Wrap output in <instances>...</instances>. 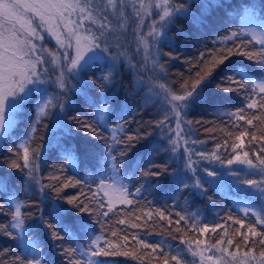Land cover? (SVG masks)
I'll return each instance as SVG.
<instances>
[{
    "label": "snow or ice",
    "instance_id": "1",
    "mask_svg": "<svg viewBox=\"0 0 264 264\" xmlns=\"http://www.w3.org/2000/svg\"><path fill=\"white\" fill-rule=\"evenodd\" d=\"M128 11L129 0H0V237L15 245L0 249V257H5L0 264H113L108 258L133 255L124 250L130 236L127 221L119 218L123 206L138 208L141 215L136 219L148 227L166 222L156 233L166 236L160 241L147 239L154 234L148 227L144 235L131 234L142 250L136 258L143 264L153 259L157 264H197L196 257L199 264H264V0L259 7L254 0H131V14L140 29L133 32L138 47L132 57L109 40L116 32L114 21L125 20ZM181 18L191 24L187 31L180 29L178 38L204 43L203 37H211V44L221 47L205 45L197 63L206 70L196 71L179 90L141 80L142 72L131 60L142 47L147 64L150 43L176 44L168 32ZM50 41L55 42L51 48ZM229 42L231 46L223 47ZM206 52L215 53L210 61ZM126 64L129 73L137 72V94L148 89L141 106L153 96L163 105L154 128L164 141H149L150 148L141 142L153 135L145 131L152 123L137 124L133 131L127 93L124 103L112 94L114 89L118 94L116 78ZM155 67L153 60L154 74ZM209 86L215 94L206 91ZM70 93L82 96L87 109L74 108ZM37 95L35 119L22 135H14L17 115L31 110ZM237 99L239 106L233 103L231 110H221L227 108L225 101ZM199 105L215 107L227 118V136L212 151L206 150V142L191 139L192 121L185 119ZM46 117L55 120L63 138L37 144L38 130L49 127L43 123ZM138 146L145 155L136 159ZM47 149H55L53 158L58 152L62 162L54 167L60 175L44 184L39 173ZM160 151L169 154L171 163L153 158ZM81 166L94 175L85 181L74 176L61 179L66 170L77 173ZM162 177L174 184L168 193L171 206L152 208V201H147L140 207L143 193L152 190L154 195ZM88 181L95 184L94 192L89 188L91 196L61 195L65 188ZM226 185L228 192L242 197L236 202L242 216H227L239 226L233 232L239 239L221 236L206 244L180 238L175 246L169 243L167 237L177 240L172 232L180 233L186 226L199 236L221 227L205 223L188 208L196 197L215 206L214 196ZM132 211L129 208V214Z\"/></svg>",
    "mask_w": 264,
    "mask_h": 264
},
{
    "label": "trees",
    "instance_id": "2",
    "mask_svg": "<svg viewBox=\"0 0 264 264\" xmlns=\"http://www.w3.org/2000/svg\"><path fill=\"white\" fill-rule=\"evenodd\" d=\"M230 2L239 3L240 0H230ZM254 2L259 7L260 0H254ZM192 10L194 12L196 11L195 8H193ZM121 24H124L125 27L121 28ZM190 24V21L181 18L180 22H178L177 25L168 32V36L171 39L177 41L176 44L172 46L161 44L152 45L150 43L149 49L152 53V56L149 57L147 64L143 63L144 52L143 48L141 47L139 55H137L135 59L131 60V63L136 65L137 68H139L142 72V75L140 76L141 80L145 82L149 80H156L157 83H163L166 87H171L175 90H179L180 85L184 81L191 80L195 77L196 71L205 69L204 65L197 63L199 52L206 51L205 45H207L208 48H216L221 46L212 45L211 37H203L202 39L204 43H200L193 39H187L184 37L178 38L177 34L180 29L183 28L185 29V31H187ZM237 25L238 20L237 24L234 26ZM114 26L116 27V32L114 33V35L109 37L110 42L113 44L114 48L117 47V43L121 45L122 47H119L117 50L121 52L128 51L129 57H132L138 47L136 42L137 38L133 35V32L137 31L138 26L136 23H134V16L131 14V0H129V11L128 13H126V19L120 22L114 21ZM220 35L222 36L224 35V33L221 32ZM228 46H231L230 42L226 45H223V47ZM169 53H171V55H169ZM206 54L209 61L211 60V57L215 55L214 52H206ZM239 59L241 58H234V60ZM153 60L156 61L155 74L153 71ZM161 65L163 66L162 70L160 67ZM207 67H211L210 62L208 63ZM157 76H166V79L157 80ZM136 77L137 72L133 70L131 73H129L126 64L125 67L120 70V75L116 78V82L119 85L118 94L116 89L113 90L112 94L117 96L119 102L124 103V97L127 93L128 99L126 101V105L128 111L131 113V115L129 116V120L134 121L129 125V127L133 131L136 129L137 124H145L147 122L152 123L153 127H148L145 129V131L152 132L153 135L149 137L148 140L141 142V144H145L150 148L151 144L149 143V141H164V136L161 134V132L154 128L155 121L157 119H161L163 116L162 112L160 116L156 115V113L161 110L163 105L157 102V98L153 96V98L147 100L146 103L141 106V100L148 94V89L145 87L142 91L139 92V94H137V88L139 87V85L137 83ZM73 83H75V81H73ZM206 91L215 94V89L212 86H209ZM70 96L74 108H80L83 105L84 109H87L86 104L83 103L82 96H80L79 94L72 95L71 93ZM162 99L163 97L161 96L160 100ZM224 103L225 105H227V108L221 106L222 111L231 110L233 103L239 106L240 101L237 99L235 101H225ZM185 119L192 121V124L190 125L192 132L191 139H199L200 141L206 142L205 147L207 151H212L216 143L222 144L224 138L227 136L228 129L225 128L227 118L217 114L215 107H212L210 105L193 106L189 110V113L185 117ZM20 121H22V119L19 118V121L17 119L16 126L13 129L14 135L18 134L22 127L19 123ZM198 121L199 123H197ZM43 123L48 124L49 127L47 129L40 128L38 130V133L35 136V143H46L50 138H63L62 129L56 127V122L53 118L46 117L44 118ZM80 135L82 136L83 133H81ZM41 136L44 137L43 141L40 140ZM75 140L76 138L73 137L72 142L75 143ZM229 143H231V139H229ZM244 150L247 151L249 149L248 147H246ZM54 151L55 149H47L45 158L41 163L39 173L41 183H51L52 181L50 180V177L52 175H60L58 171H54V167L58 168L62 161L59 158L58 152H56V158H53L52 153ZM221 151H223V149H221ZM228 151L230 152V149ZM141 155H145V149L138 146L136 159H139ZM225 155H227V153H225ZM153 158L157 162H163L165 159H168V162L171 163L169 154L163 151L153 153ZM216 167H219V165H216ZM92 175H94L92 169L85 171L83 166H81L77 170V173H74L71 169L66 170L61 176V179H65L68 176H74V179L85 181ZM19 183V180H17L16 184L19 185ZM158 185L159 187L155 189L154 195L151 194L152 190L143 193L140 207L143 208L147 201H152V205L150 206L152 208H163L166 204L171 206L172 201L168 198V193L171 191V188L174 187V184L171 182L170 178L162 177L158 181ZM94 186L95 184H92L90 181H88L87 183H82L81 185H78L76 187L65 188L61 195L78 196L80 199H84V195H92V193L89 191V188H91L94 192ZM82 192L84 193V195H81ZM221 194L224 195L223 198H221ZM221 194L217 193L214 196L215 206H213V204L210 203L206 198L196 197L194 200H192V203L188 208L189 211L198 212L199 215L203 218V221L205 223H208L209 225L219 223L221 227L218 228L215 233L209 231V233L204 234L203 236H199L196 233L189 232L186 226L185 230L180 233L173 231L172 235L176 236L177 240L174 241L170 237H167L168 242L172 243L175 246L177 243H179V239L183 238L184 240L191 239L193 241H195L196 239H201L206 244H211L214 243L216 239H220L221 236H223L225 239L231 238L234 241L238 240L239 237L234 236L233 232L235 231V228L239 226L234 225L231 220H227V216L229 215V212L233 217L242 216V213L236 207V202L241 200L242 197L237 196L234 190L232 192H228L227 185L221 190ZM32 199L36 200L37 202L40 201L39 196H34L32 197ZM46 203L47 202L39 204L40 209H44ZM59 203L65 204L66 207H71L70 205H66V202L64 200H60ZM181 207H183V201H181ZM123 208L124 210L119 214V218L125 219L127 221L129 227L126 228V231L130 236V246L124 250L133 253V255H121L110 257L108 259L113 260V264H143V259L136 258L137 256H142V250L139 248V246L134 245V243L131 241V234L134 232H138L140 235H144V230L148 226L143 223V219H136L137 216L141 215L138 208H136L135 206H123ZM129 208L133 209L131 214H129ZM145 210L147 209L145 208ZM153 218L155 219V217ZM173 219H175V217ZM133 223H138L141 225V227L139 229H133L130 227V225H132ZM162 223L166 222L157 221L156 224L148 227V230L152 231L154 234L150 237H147V239L151 241H160L166 238V236L156 234L161 232ZM94 227L98 229V226ZM173 227L175 226L173 225ZM164 231L166 233L167 230L165 229ZM121 243L123 242L121 241ZM224 246L227 247L226 244ZM14 247L15 245L13 241L8 240L6 237H0V249H12ZM208 254L210 255V253ZM5 255L10 256V254ZM4 258L5 257H0V260ZM187 258L189 260L193 259L190 255ZM196 260L197 264H199L197 258ZM152 264H157L155 259L152 260Z\"/></svg>",
    "mask_w": 264,
    "mask_h": 264
},
{
    "label": "rangeland",
    "instance_id": "3",
    "mask_svg": "<svg viewBox=\"0 0 264 264\" xmlns=\"http://www.w3.org/2000/svg\"><path fill=\"white\" fill-rule=\"evenodd\" d=\"M148 23H151V21H148ZM137 31H140L139 27L137 28ZM144 31L145 32L147 31V28L146 27L144 28ZM54 43H55L54 41H50L48 43V46L51 48L54 45ZM49 92L51 93V88L49 89ZM38 99H39V96L37 95L36 96V99L32 100V108H31V110L25 109L22 113H19L17 115L16 121H17V119L19 121V118L22 119V121L19 122L21 124V126H22L21 129H20V131H19V133H18L19 135H22L23 134V131L26 130L29 127L31 121L33 119H35V115H36V112H35V104H36V100H38ZM94 189H95V186H94ZM207 255H209V254L206 252L205 253V256H207ZM196 258L199 261V257H196ZM206 264H207V262H206Z\"/></svg>",
    "mask_w": 264,
    "mask_h": 264
}]
</instances>
